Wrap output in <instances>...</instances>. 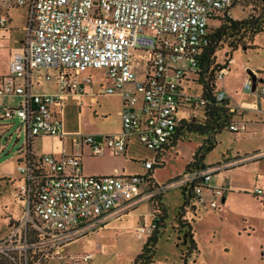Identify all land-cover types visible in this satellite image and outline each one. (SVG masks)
Masks as SVG:
<instances>
[{
  "label": "built area",
  "instance_id": "1",
  "mask_svg": "<svg viewBox=\"0 0 264 264\" xmlns=\"http://www.w3.org/2000/svg\"><path fill=\"white\" fill-rule=\"evenodd\" d=\"M0 1L26 8L29 21L23 51L12 54L9 75L0 83V96L20 97L22 103L16 109L4 108L1 118L19 120V132L24 134L23 148L26 149L35 137L61 136V123L51 108L61 107L63 93H72L81 87L77 75L100 70L111 85L101 87L99 94L121 98V132L72 139L87 146L90 154L96 156L106 150L124 155L125 139L135 133L146 148L162 151L176 130L175 114L179 106L197 100L183 93L180 85L186 72L195 69V56L205 36L208 19L226 12L235 0ZM5 26V18L0 17V28ZM135 57L144 68L140 79L133 69ZM39 69L47 71L46 80H50L51 70H55L58 94L31 92L30 74ZM225 73V69L218 71L216 81ZM82 82L88 84L90 79L85 77ZM261 84L257 92L264 97V81ZM244 90L254 93L256 87L247 82ZM216 99L226 100L224 92L219 90ZM138 102H141L140 117L133 112ZM229 111L238 112L236 108ZM229 129L242 132L245 127L234 123ZM27 152L17 164L22 178L19 195L26 203L27 215L41 223L46 241L57 249L91 235L115 213L132 209L141 200L149 201L169 186L178 188L201 180L195 193L197 203L202 205L207 204L203 201L204 186L212 196L221 198L223 195L222 188L209 187L211 175L220 167L192 170L174 182L152 191L147 188L146 193L136 195L134 189L139 185L133 182H144L142 178L87 177L82 175L77 156L57 158L47 154L39 158L45 175L30 208L29 184L33 174L26 162ZM157 162L155 159L154 163L145 162L143 166L150 170ZM253 195L264 200V189H255ZM208 207L216 209L217 204L211 201ZM152 230L153 224L149 228L138 227L134 233L143 237ZM91 258L92 254H85L80 260L86 262Z\"/></svg>",
  "mask_w": 264,
  "mask_h": 264
},
{
  "label": "rangeland",
  "instance_id": "2",
  "mask_svg": "<svg viewBox=\"0 0 264 264\" xmlns=\"http://www.w3.org/2000/svg\"><path fill=\"white\" fill-rule=\"evenodd\" d=\"M248 12H252V9L249 8ZM230 15L234 19L243 17L238 7L232 8ZM10 16L16 30L13 36L0 34V71L5 68L7 47L19 48L25 33L23 27L25 25L26 10L23 8H14L10 10ZM215 24V22L208 21L209 30L213 29ZM26 26H28V23ZM253 45L255 46L254 48L239 49L233 53V60L229 71H226L224 76L217 80L218 88H221L220 83L224 79L232 80V78L237 77H243L251 86L248 73L250 68L257 67L258 71L262 73L260 78L264 80V32L255 37ZM224 55L225 50L217 51L215 53L216 63L223 64ZM133 69L140 79L144 68L136 57L133 61ZM195 79L194 71H188L180 85L184 93L192 99L199 97V87L196 86ZM261 85L259 83L257 88L259 89ZM242 87L243 83L240 88H237L236 93L231 92L233 98L242 94ZM39 90L47 93H59L58 89L48 84H42ZM244 93L246 95L255 94L247 91ZM256 94H258L257 91ZM258 100L254 96V103L252 105L254 109L246 113L244 122H249L250 117L251 122H259L264 117V98ZM19 103H22L20 97L0 96V113L4 108H18ZM99 103L100 107L105 105L109 107L115 106L106 97L100 98ZM247 104L248 102L246 101L245 105ZM193 112L194 114L191 115L190 119L195 118V120H198L199 116L197 117L196 115H199V112L196 109ZM190 113L192 112L189 104L181 106L176 115L177 122L182 119H187ZM57 118L66 136L80 137L89 135L92 134V130L94 129H99L100 133L98 134L105 135L102 133L104 129L113 128L117 124V118L114 113L103 120L100 117V113H97L95 117L91 107H82L80 111L75 99L66 104L63 111L58 113ZM248 125L250 129V124ZM20 128V123L17 118L3 119L0 117V247L12 246L19 253L27 252L26 256L28 257L30 248L33 249V254H35V251L41 252V255L34 263L41 264L43 263V259L47 262L53 261L52 259L56 258L55 252L59 249L46 241L42 225L36 222L32 215H27V208L23 203L24 199L19 195L20 180L22 178L17 171V163L14 158L17 156L18 151L23 149L25 141L23 132H19ZM258 130H263L261 139L256 140L254 143L242 140L243 132L231 133L228 130H223L217 134L215 147L205 157L206 166L216 167L217 164H221V157L228 150H232L233 154H238L239 158H242V150L253 146V144L264 145V124ZM202 139L201 136L188 134L174 148L167 150L161 155L159 161L163 166L156 167L153 170V182L161 187L180 178L186 166L191 161L192 152L201 146ZM71 141L73 142L74 140L70 139L66 141L65 147L67 150L78 151L79 148L76 142H73V145H71ZM128 146L129 151L125 157H121V155L119 157H107L105 154L90 157V154H88L89 158H84L82 161L83 174L86 173L87 166H95L103 169L119 166L125 168V173L131 176L129 178H143L147 175V170L144 168L143 163L149 161L154 163L155 153L152 149L146 148L140 143L137 133L133 134V139ZM221 177V174H217L211 179L218 178L221 180ZM19 178L21 179L19 180ZM133 183L138 184L144 190L147 189L145 182L136 180ZM213 185L214 183H210V187ZM203 201L207 204L194 203L196 213L188 210L184 216L186 220L191 222L194 240L198 248V256L196 258L191 257L188 263L264 264V206L251 201L247 197L238 195L231 196L226 204L221 205L220 197L212 196V192H203ZM211 201L216 202V209L208 207ZM161 202L167 211V218L165 220L166 228L158 241L154 264H178L182 247L176 243L173 226L176 224L177 212L183 203V196L176 186H169L164 192ZM149 208L150 205L145 202L140 210L143 212L147 211V209L149 210ZM252 226L255 228V231L248 237L247 231ZM32 236L38 237L40 241L37 244H33L32 247H29L27 242ZM260 239L263 240V246H260ZM93 246L94 242L91 236L82 237L68 243L63 255L66 257H75L93 249ZM110 250L115 252L118 249L111 247ZM71 263L70 259L62 260V258H58L52 262V264ZM100 264L119 263L113 253Z\"/></svg>",
  "mask_w": 264,
  "mask_h": 264
},
{
  "label": "crops",
  "instance_id": "3",
  "mask_svg": "<svg viewBox=\"0 0 264 264\" xmlns=\"http://www.w3.org/2000/svg\"><path fill=\"white\" fill-rule=\"evenodd\" d=\"M14 8H22V7L13 6L10 2L0 1V17H4L6 21L5 28H0V34H7L9 36L14 35L16 29L13 26L12 18L10 16V10H13ZM23 9L26 10L25 25L23 27V31L25 32L24 38L21 41L19 48L7 47V51L5 55V68L4 70L0 71V83L4 82L5 78L8 77L9 75V62L12 54L22 52L24 48V41H25L27 29L29 28V21H28V10L26 8ZM27 23L28 26H26ZM232 60L230 62V65L232 64ZM230 65L226 70L227 72L229 71ZM51 72H52V77L50 78V80H46L45 79V75L47 73L46 70L44 69L34 70L29 77V83H30L29 88L31 92L47 93L39 90L42 84L52 85L55 89H58L59 92V87L56 78L57 74L55 70H51ZM94 72L96 73L93 74ZM248 73L252 75V78L255 80V83H257V85L262 81H264L262 78H260L262 73L258 71L257 67L250 68V71L248 70ZM85 77H88L90 79V83L85 84L82 82ZM76 80L81 85V87L77 88L75 92L72 91V93H66V94L63 93L61 95V99L63 100L61 107L57 108L53 106L51 108V110L55 113L56 118L58 113L60 111L61 112L63 111L66 104L75 99L80 111L82 107L85 106L91 107L92 113L95 115V117L97 116V113H100V117L103 120H105L111 114L114 113V115L117 118L116 126L113 128H106L103 130L102 133H104L105 135H118L121 132V118H120V112L122 108L121 98L117 95L108 96V95L99 94V89L104 86H110L111 82L105 78L103 72L100 70H88L83 74L77 75ZM242 83H243L242 94H239L235 98H233L231 92L233 91L236 93L237 88H240L242 86ZM245 83H247V81L243 77L232 78V80L224 79V81L220 83L221 88L218 89L224 92L229 108H236L237 111L241 113L240 118L236 119L237 123H241L245 127L244 131H242L244 135L241 139L244 141H249L254 143L256 140L261 139L263 130H258V129L264 123L262 122V119L259 122H251V117L249 118V122H244V119L246 113L251 112V110L254 109V107L252 106L254 103V96L257 97V100L263 99L264 97H260L258 94H256V92H254L255 94L252 95L251 94L246 95L244 93ZM255 87L257 91L258 88L257 86ZM102 97L103 98L106 97L110 102H113L115 106L109 107L108 105H105L103 107L102 106L100 107L99 99ZM246 101L248 102L247 105H245ZM183 105H186V103H183L181 106ZM181 106H179V108ZM179 108L175 114L176 122H177L176 115L179 111ZM260 108H258V110H260ZM194 110H195L194 108L191 109L192 113H190L189 116L194 114L193 112ZM133 112L136 116L138 117L141 116V102H138L133 107ZM196 116L198 117L199 115ZM0 117H1V113H0ZM248 124H250V129L248 128L249 126ZM61 132L62 135L58 137L50 138L45 136H38L33 138L31 144L28 146L27 149L23 148L22 150L20 149L18 151L17 156L14 158L15 162L18 164L20 161H22L24 159V153L26 151L30 152L33 158H40L43 155H47V154H53L57 158H60L62 155H74L77 156L81 162L82 175L84 176L87 177L116 176L123 180H127L129 179V177H131L128 176V173H125L126 172L125 168L119 166H115L109 169L98 168L95 166H87V169L85 171L86 173L83 174L82 161L84 158L85 159L89 158L88 155L90 154L89 148L81 144L80 142H77L76 144L77 147L79 148L78 151L74 152L72 150L71 151L67 150V148L65 147L66 141L73 139L74 137L77 136L64 135V130L62 125H61ZM98 133H100L99 129H94L92 130V134L89 135H100ZM202 138H203L202 139L203 142L205 137ZM132 139H133V134L126 137L125 139L126 152L124 155H121V157L126 156L127 152L129 151L128 144H130ZM72 143L73 142L71 141V145H73ZM194 152H192L191 154L192 156ZM241 153L243 154L242 158H239L238 154H233L232 150H228L225 152V154L222 155L221 164H217L216 166V167H220L219 170L215 171L211 175L212 178L217 174H221L222 176L221 180H219L218 178L210 179L209 187H210V183H214V185L211 186L212 188L220 187L223 189V197L220 198L221 205L226 204L231 196L238 195L241 197L242 196L247 197L251 201L255 203H259L260 205L264 206V202H262L260 199L256 198L253 195V191L255 189H264V145L253 144V146H250L242 150ZM103 154L107 155V157H113V156L119 157V155H114L109 150H106ZM258 154H260V156H255ZM90 157H92L91 154ZM233 162H235L236 164L231 165V163ZM203 163L205 167L208 169L216 168V167L206 166L205 159ZM20 179L21 178H19V180ZM20 185H22V180H20ZM146 192L147 191L140 188V186H137L134 189V193L136 195H141ZM204 192H211V191L204 190ZM145 202L148 205H150L147 200H141L132 209H129L119 214L115 213L113 216L110 217L108 222L102 228L89 235L92 237V241L94 242L93 249L88 250L87 252L75 257L72 256L66 257L63 255L65 252V247L67 245L66 244L55 253L56 258L55 259L53 258L52 259L53 261H50L49 263L54 262L58 258H62V260L70 259L72 262L71 264H100L103 263L105 259H107L114 253L115 257L118 259L119 264L120 263L131 264V262L134 260L136 255L140 252L147 237L146 235L143 237H138L134 233V230L138 227L149 228L152 226L153 223L152 206L150 205V208L149 210L147 209V211L141 212L140 210L142 209L143 203ZM23 203L26 205L25 201ZM254 231L255 228L253 226L250 227V230L247 231V236L248 237L251 236ZM259 242H260V246H263V240L260 239ZM111 247L118 250L112 252L110 250ZM85 254H92V258L86 262H82L80 258ZM197 256L198 254L194 256V258H196Z\"/></svg>",
  "mask_w": 264,
  "mask_h": 264
},
{
  "label": "trees",
  "instance_id": "4",
  "mask_svg": "<svg viewBox=\"0 0 264 264\" xmlns=\"http://www.w3.org/2000/svg\"><path fill=\"white\" fill-rule=\"evenodd\" d=\"M234 7L240 9L243 17L239 19L231 17L230 10ZM249 8L252 9V12H248ZM208 21L215 22L216 24L211 30H209L207 24L205 36L202 38L198 47V53L195 56V69L193 71L196 78L195 84L199 87V97L196 101L189 104L191 109L194 108L199 112L198 120H195V118L190 119V115L188 119L177 122L176 130L168 144L161 152H154L155 159L158 162L152 169L147 170V175L142 178L147 184V188L151 191L158 188L153 182L152 173L156 167L163 166L159 161V157L167 150L174 148L186 135L195 134L205 138L201 146L195 150L182 177L189 174L192 170L206 168L203 162L207 153L215 147L217 134L223 130H228L231 133H239L231 131L229 127L237 123L236 119L240 118L241 113H231L226 100L218 101L216 99V94L219 91L216 74L220 70L228 69L235 51L255 47L253 45L255 37L264 32V0H235L226 12L215 14ZM219 50H225L224 61L221 65L216 63L215 60V53ZM26 162L29 170L33 174V180L29 184L31 208L43 183L45 172L40 163V159L33 158L30 152L26 153ZM201 184V180H194L182 187H178L183 196V203L178 209L176 224L173 226L176 243L182 247L178 264H189V259L198 254L191 222L186 220L184 216L188 210L196 213L194 203L198 201V197L195 190ZM203 189L209 190L206 186ZM163 194L164 192H159L148 201L153 208V230L147 235L140 252L131 264H154L157 244L166 228L165 220L167 218V211L161 202ZM261 201L264 202V200ZM35 221L41 225L39 221ZM39 241L38 237L32 236L27 244L29 247H32L33 244H37ZM29 251L30 254L28 257L26 256L27 252L19 253L12 246H2L0 247V264H34L41 255V252L35 251V254H33V249L31 248ZM42 261L43 263L41 264H52V262L49 263L45 259Z\"/></svg>",
  "mask_w": 264,
  "mask_h": 264
},
{
  "label": "water",
  "instance_id": "5",
  "mask_svg": "<svg viewBox=\"0 0 264 264\" xmlns=\"http://www.w3.org/2000/svg\"><path fill=\"white\" fill-rule=\"evenodd\" d=\"M250 83L252 84V87H255V80L252 78V75L249 74Z\"/></svg>",
  "mask_w": 264,
  "mask_h": 264
}]
</instances>
